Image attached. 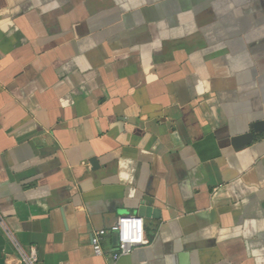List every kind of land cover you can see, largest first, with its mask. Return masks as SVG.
<instances>
[{
  "label": "crops",
  "instance_id": "crops-1",
  "mask_svg": "<svg viewBox=\"0 0 264 264\" xmlns=\"http://www.w3.org/2000/svg\"><path fill=\"white\" fill-rule=\"evenodd\" d=\"M0 219V264H264V0H0Z\"/></svg>",
  "mask_w": 264,
  "mask_h": 264
},
{
  "label": "built area",
  "instance_id": "built-area-1",
  "mask_svg": "<svg viewBox=\"0 0 264 264\" xmlns=\"http://www.w3.org/2000/svg\"><path fill=\"white\" fill-rule=\"evenodd\" d=\"M0 227L4 229L3 221L0 219ZM115 235L116 247L110 255L112 262H116L121 257L130 255L134 250L149 245L145 237L144 221L141 217L120 216L116 223L110 228ZM106 236V230L98 231L91 236V248L97 257L104 255L102 240ZM24 264H36V252L31 250L25 254L21 249L18 250Z\"/></svg>",
  "mask_w": 264,
  "mask_h": 264
},
{
  "label": "water",
  "instance_id": "water-1",
  "mask_svg": "<svg viewBox=\"0 0 264 264\" xmlns=\"http://www.w3.org/2000/svg\"><path fill=\"white\" fill-rule=\"evenodd\" d=\"M259 127H261V125L256 126L255 129L258 131ZM250 140H251V135L246 134L243 136L233 138L232 144L233 146H242V145L247 144Z\"/></svg>",
  "mask_w": 264,
  "mask_h": 264
}]
</instances>
